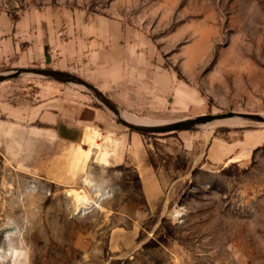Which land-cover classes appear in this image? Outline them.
<instances>
[{
    "label": "rangeland",
    "instance_id": "obj_1",
    "mask_svg": "<svg viewBox=\"0 0 264 264\" xmlns=\"http://www.w3.org/2000/svg\"><path fill=\"white\" fill-rule=\"evenodd\" d=\"M18 68L82 83L0 81V264H264V122L135 131L83 84L155 125L264 117V0H0ZM87 178L105 194L78 212Z\"/></svg>",
    "mask_w": 264,
    "mask_h": 264
},
{
    "label": "water",
    "instance_id": "obj_2",
    "mask_svg": "<svg viewBox=\"0 0 264 264\" xmlns=\"http://www.w3.org/2000/svg\"><path fill=\"white\" fill-rule=\"evenodd\" d=\"M21 74H34L43 77H49L61 82L69 83L73 80H78L71 75L53 69H46V68H18L13 71H9L5 74H0V81L6 80L8 78L17 77ZM82 83V81L78 80ZM85 86L91 89L101 100V102L118 118V120L127 126L130 129L135 131L141 132H150V133H164V132H171V131H179V130H187L196 128L201 125H205L209 122L221 119H227L232 117H240L242 119H250L254 121L264 122V117L260 115H253V114H242V113H225L220 115H200L197 117L186 118L182 120L173 121L170 123L165 124H156V125H139L135 123H131L125 120L122 117L121 109L113 103L108 97H106L101 91H99L96 87L83 82Z\"/></svg>",
    "mask_w": 264,
    "mask_h": 264
},
{
    "label": "bare ground",
    "instance_id": "obj_3",
    "mask_svg": "<svg viewBox=\"0 0 264 264\" xmlns=\"http://www.w3.org/2000/svg\"><path fill=\"white\" fill-rule=\"evenodd\" d=\"M122 117L131 123H135V124H139V125H155V124H153L152 121L142 119V118H138L136 116H133V115H130L127 113H123ZM238 119H242V118L232 117V118H227V119L215 120V121H212V122H209L208 124H206L205 128L212 132L219 125L223 126L225 124H235L237 122H240L241 120H238ZM93 134H94V136H93L94 138L98 137L97 132H93ZM84 141H86V139H84ZM84 181H85V185L87 188H91V190L95 189L94 190L95 196H91L90 194L84 192L83 190H69L70 192L72 191L74 193L73 194L74 206L78 212L82 211L83 209H89V208H92L94 206H98L99 199H100L101 195L105 194L103 191V188L98 186L93 180L87 178ZM69 195H70V193H69ZM82 205H84V206H82Z\"/></svg>",
    "mask_w": 264,
    "mask_h": 264
},
{
    "label": "crops",
    "instance_id": "obj_4",
    "mask_svg": "<svg viewBox=\"0 0 264 264\" xmlns=\"http://www.w3.org/2000/svg\"><path fill=\"white\" fill-rule=\"evenodd\" d=\"M74 118L77 119L79 122L90 121L85 116L84 117L81 116L80 111L78 113H74ZM52 121L53 123L54 122L56 123L54 132L62 140L75 143V142H78L82 138V134H81L82 131H81V127L79 123H72L71 121H66V120L58 121L57 119L55 120L53 119Z\"/></svg>",
    "mask_w": 264,
    "mask_h": 264
},
{
    "label": "clouds",
    "instance_id": "obj_5",
    "mask_svg": "<svg viewBox=\"0 0 264 264\" xmlns=\"http://www.w3.org/2000/svg\"><path fill=\"white\" fill-rule=\"evenodd\" d=\"M82 206H84V205H82ZM184 211H186V210H184ZM85 214H87V213H85ZM181 214H182L181 212H177L176 213V218H179V216ZM20 251H21L20 248H14V249L11 250L10 255H12L14 257H19ZM13 264H17V260L16 259L13 261ZM23 264H30V261L29 260H24Z\"/></svg>",
    "mask_w": 264,
    "mask_h": 264
},
{
    "label": "trees",
    "instance_id": "obj_6",
    "mask_svg": "<svg viewBox=\"0 0 264 264\" xmlns=\"http://www.w3.org/2000/svg\"><path fill=\"white\" fill-rule=\"evenodd\" d=\"M141 132V131H140ZM171 132H173V131H171Z\"/></svg>",
    "mask_w": 264,
    "mask_h": 264
}]
</instances>
